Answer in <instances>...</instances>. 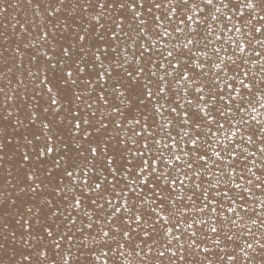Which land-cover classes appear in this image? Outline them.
I'll use <instances>...</instances> for the list:
<instances>
[{
    "label": "snow or ice",
    "instance_id": "6c2138e0",
    "mask_svg": "<svg viewBox=\"0 0 264 264\" xmlns=\"http://www.w3.org/2000/svg\"><path fill=\"white\" fill-rule=\"evenodd\" d=\"M28 6L0 31V264H264V0Z\"/></svg>",
    "mask_w": 264,
    "mask_h": 264
},
{
    "label": "bare ground",
    "instance_id": "6f19581e",
    "mask_svg": "<svg viewBox=\"0 0 264 264\" xmlns=\"http://www.w3.org/2000/svg\"><path fill=\"white\" fill-rule=\"evenodd\" d=\"M7 3L12 4V3H14V0H7ZM17 16H18L17 12L14 11L10 7H9L7 13H0V31L3 30V26L5 24L11 25V24L15 23L14 17H17ZM6 17H7V19H6ZM8 30H9V32H11L12 31L11 27H9ZM4 83H6V81L0 82V86H3ZM2 100H3V97H2V95H0V101H2ZM258 119H264V114H262L260 117H258Z\"/></svg>",
    "mask_w": 264,
    "mask_h": 264
},
{
    "label": "clouds",
    "instance_id": "9594fccd",
    "mask_svg": "<svg viewBox=\"0 0 264 264\" xmlns=\"http://www.w3.org/2000/svg\"><path fill=\"white\" fill-rule=\"evenodd\" d=\"M14 11L16 12H20L22 15H27V14H30L31 12V6H28L27 8L25 7V0H21V4L16 8L14 9ZM3 80V77L0 76V81ZM6 91H12V88H8L6 89ZM0 199H2V197H0ZM7 229H3V228H0V237L4 236L6 233H7ZM74 251V250H73ZM3 253L0 252V256H2ZM130 259H132V262L133 264H139V260L141 259V257L139 256H130L129 257ZM6 264V262H5Z\"/></svg>",
    "mask_w": 264,
    "mask_h": 264
}]
</instances>
